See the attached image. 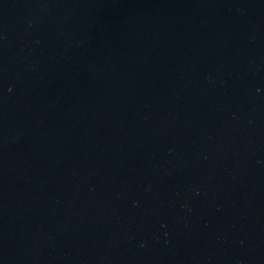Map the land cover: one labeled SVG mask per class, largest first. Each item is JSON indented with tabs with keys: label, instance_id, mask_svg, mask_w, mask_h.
<instances>
[{
	"label": "water",
	"instance_id": "95a60500",
	"mask_svg": "<svg viewBox=\"0 0 264 264\" xmlns=\"http://www.w3.org/2000/svg\"><path fill=\"white\" fill-rule=\"evenodd\" d=\"M0 264H264V0H0Z\"/></svg>",
	"mask_w": 264,
	"mask_h": 264
}]
</instances>
